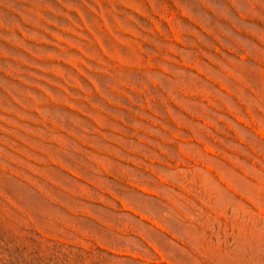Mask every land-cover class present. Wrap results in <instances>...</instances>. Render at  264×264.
<instances>
[{
  "label": "rangeland",
  "instance_id": "374dc122",
  "mask_svg": "<svg viewBox=\"0 0 264 264\" xmlns=\"http://www.w3.org/2000/svg\"><path fill=\"white\" fill-rule=\"evenodd\" d=\"M0 264H264V0H0Z\"/></svg>",
  "mask_w": 264,
  "mask_h": 264
}]
</instances>
